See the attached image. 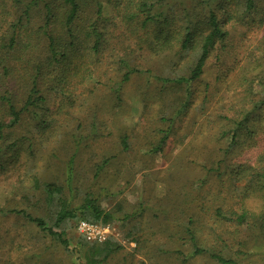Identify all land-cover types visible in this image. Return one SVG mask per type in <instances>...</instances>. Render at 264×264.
Masks as SVG:
<instances>
[{
  "label": "rangeland",
  "instance_id": "374dc122",
  "mask_svg": "<svg viewBox=\"0 0 264 264\" xmlns=\"http://www.w3.org/2000/svg\"><path fill=\"white\" fill-rule=\"evenodd\" d=\"M261 35L264 27L231 28L230 47L218 58L216 54L220 52L209 58L206 73L197 84L198 95L190 98L189 106L180 103L182 91L155 79L169 68L168 58L152 56L148 51H133L135 66L143 72L122 84L120 101L115 91L119 82L113 64L116 59L106 57L109 51L105 49L104 61L90 64L87 80L78 85L84 75L81 70L79 76L74 74L69 80L70 86H75L68 92L73 104L61 107L60 99L49 100L50 85L42 84L48 109L45 121L38 119L39 127L24 114V123L29 127L17 129L25 136L18 158L11 159L7 154L1 158L0 264H82L76 259L81 251L76 249L73 228L65 230L66 250L25 218L28 214L48 223L47 217L53 211L44 202L36 179L39 184L65 186L72 181L73 205L88 192L98 198L101 208L113 213L115 219L108 224L114 228V238L122 248L104 264H215L204 255L188 256L190 248L175 241L176 233L192 217L199 238L208 240L214 227L223 226L211 218L215 207L221 206L218 203L223 209L226 204L236 207L228 189L233 185L241 187L248 180L246 176L232 185L225 163L217 170L219 151L228 145L230 135L221 143L218 140L225 111L234 104L240 106L237 100L241 94L232 90L239 89L233 86L234 81L239 84L246 53L257 49L256 40ZM219 68L229 72L214 81ZM255 85L256 92L263 90ZM161 88L166 89L162 95ZM202 98H207L205 104H200ZM43 123L50 125L42 129ZM169 125L165 143L151 152L163 136L160 131ZM123 135L127 136L126 151L121 144ZM75 150L77 154L73 156ZM236 154L241 162L253 159L251 150L244 146L236 149ZM71 157L69 174L67 163ZM105 158L108 164L94 177L95 166ZM228 158L226 164L231 166L233 154ZM251 200L244 201L248 206L260 204L257 199ZM256 246L262 247L247 251L240 264H264V243ZM176 249L182 252L178 259L173 252Z\"/></svg>",
  "mask_w": 264,
  "mask_h": 264
},
{
  "label": "trees",
  "instance_id": "16d2710c",
  "mask_svg": "<svg viewBox=\"0 0 264 264\" xmlns=\"http://www.w3.org/2000/svg\"><path fill=\"white\" fill-rule=\"evenodd\" d=\"M234 26L250 30L264 27V0H0V168L4 167L2 156L7 154L16 160L20 154L18 148L25 143L24 134H18L21 132L17 130L29 127L23 115L34 119L39 127L38 119L45 121L48 109L42 84L50 85L49 100L60 99L61 107L65 103L73 104L68 92L75 86H70L69 80L74 74L79 76L80 70L84 75L78 85L87 80L90 64L104 61L105 49L109 51L106 57L116 59L113 64L119 82L115 91L116 100L120 101L122 84L143 72L135 66L133 51H148L152 56L168 58L169 68L155 79L182 91L180 103L189 106L190 98L198 95L197 84L206 73L209 58L220 52L216 54L218 58L230 47ZM256 41L257 49L246 51L239 84L234 81L233 86L239 89L232 90L241 94L237 100L240 106L232 105L222 118L224 124L218 142L228 134L230 139L219 151L221 157L216 164L220 170L225 163L232 185L246 176L248 180L241 187L233 185L228 189L236 207L226 204L227 208L223 209L221 203L216 205L211 218L223 226L214 227L208 240L199 238L192 217L176 233L175 241L190 248L188 256L204 255L215 264H240L247 251L255 252L262 247L256 245L264 243V35ZM227 72L219 68L214 81ZM255 84L263 90L256 92ZM165 91L161 88L159 94ZM206 99L200 104H205ZM49 125L43 123L42 129ZM170 129L169 125L160 131L163 136L151 152L161 148ZM126 140L127 136L123 135L124 151L128 149ZM242 146L251 150L252 161L241 162L236 158V149ZM76 154L77 150L73 156ZM232 154L234 161L230 166L226 163ZM108 160L105 158L95 166L94 177ZM72 165L73 157L67 163L69 174ZM35 183L53 211L47 217L48 223L40 217L23 215L66 250L65 230L74 229L77 220L109 225L115 219L88 192L81 202L73 205L72 181L66 186L53 182L39 184L37 179ZM65 191L71 194L66 196ZM251 198L260 204L248 206L244 200ZM75 245L81 251L76 259L82 264H104L122 248L114 237L96 243L78 234ZM173 252L177 259L182 257L180 250Z\"/></svg>",
  "mask_w": 264,
  "mask_h": 264
},
{
  "label": "built area",
  "instance_id": "2783aa9c",
  "mask_svg": "<svg viewBox=\"0 0 264 264\" xmlns=\"http://www.w3.org/2000/svg\"><path fill=\"white\" fill-rule=\"evenodd\" d=\"M74 231L86 241L101 243L109 237H115L114 228L109 225L89 222L83 219L77 220L74 225Z\"/></svg>",
  "mask_w": 264,
  "mask_h": 264
}]
</instances>
